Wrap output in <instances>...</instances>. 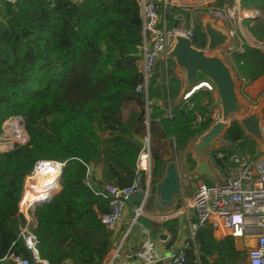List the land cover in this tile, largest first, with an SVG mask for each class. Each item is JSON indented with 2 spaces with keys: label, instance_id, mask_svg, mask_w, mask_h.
Here are the masks:
<instances>
[{
  "label": "trees",
  "instance_id": "16d2710c",
  "mask_svg": "<svg viewBox=\"0 0 264 264\" xmlns=\"http://www.w3.org/2000/svg\"><path fill=\"white\" fill-rule=\"evenodd\" d=\"M240 4L244 10L260 12L259 17L244 21L254 39L264 44V0H241ZM165 13L170 28L178 25L179 16L188 15L170 4ZM142 24L139 0H16L1 4L0 132L7 119L22 116L29 141L0 152V264H9L4 258L11 254L33 263L32 253L19 235L25 222L19 205L26 178L37 161L66 163L61 188L50 201L35 207L32 229L40 241L42 260L47 264H106L115 236L100 219L110 208L108 198L98 194L105 182L128 187L140 173V185L145 189L139 161L144 139L149 137L154 158L151 184L158 183L173 161L157 154L158 141L170 139L179 155L214 123L217 106L208 88L169 107L168 91L173 100L181 86L175 76L169 78V66L168 86L158 65L160 71L152 76L147 92L137 91L143 81ZM193 42L198 48L206 47L200 23ZM244 48L243 53H232L234 70L250 82L244 94L255 99L256 105L258 89L259 94L264 93V49L250 44ZM171 63L170 73L174 74L175 64ZM155 95L162 105L154 102ZM129 104L132 110L126 119L124 109ZM223 140L208 156L212 167L225 175L234 154L262 155L237 119ZM92 167H101L102 180L93 179ZM200 179L211 183L206 177ZM179 227L178 218L165 222L172 241ZM186 242L184 264H237L245 255L233 237L217 239L209 225L199 227L195 239Z\"/></svg>",
  "mask_w": 264,
  "mask_h": 264
},
{
  "label": "built area",
  "instance_id": "2783aa9c",
  "mask_svg": "<svg viewBox=\"0 0 264 264\" xmlns=\"http://www.w3.org/2000/svg\"><path fill=\"white\" fill-rule=\"evenodd\" d=\"M15 1L0 0V6L4 2L13 3ZM139 2L143 19L142 31L144 42L141 46V72L143 81L137 87V91L147 92L158 61L170 46L175 33L178 31L183 32L186 36L193 39L196 22L192 19L189 21L180 20L177 26L170 28L169 20L165 15L167 0H139ZM206 11L210 16L218 17L223 21H231L236 16L235 11L229 7L212 5L207 7ZM251 16H254V14ZM230 34L234 36L235 33L231 30ZM230 49L231 53H243L245 51L244 43ZM168 66L167 60L164 62V65H160L165 74L164 80L166 86H168ZM249 85L250 82L248 80L240 78L239 88L243 94ZM204 88L210 89L212 87L208 86ZM199 89L196 87L188 93L184 97V102H187ZM257 106L254 105V108ZM147 110L150 111L149 108ZM168 116H172L170 109ZM21 117H10L3 124L2 131L0 132L1 153L12 151L17 146L25 145L29 141L26 124ZM212 118L214 122L220 119V109L218 110V106L214 109ZM200 120L201 118H199ZM146 124L149 125V122L147 121ZM262 131L264 133V118ZM144 141L145 147L140 157L139 170L150 174L152 170V157L149 137H146ZM143 162H146L147 165L144 166ZM231 162L232 166L229 168L226 179L211 183L201 182L197 185L191 200V206L194 208L193 220H188L190 237L194 240L198 228L209 225L214 231L222 230L227 236H231L236 240H246L245 247L247 249L248 263L264 264V155L253 157L248 152H239L231 157ZM65 165L66 163L63 161H37L32 172L26 178L22 198L27 191L28 179L37 175H55V182L48 188L53 192H57L61 188L58 178L62 175ZM140 179L141 174L139 173L137 181L133 185L124 188L106 183L101 191L98 192V194L103 195L109 200V210L100 216L101 222L108 230L115 232L118 229L119 224L124 218V208L127 204V199L132 195L145 191L140 185ZM35 207V202L29 203L26 207H23L20 202L19 212L23 215L24 212L33 210ZM136 213L137 216L140 215L138 209ZM163 218L166 220L169 216H164ZM19 235L23 239L27 249L32 253L33 263L29 258L15 254L4 258V261H7L9 264H47L40 256L38 249L40 241L29 222L20 228ZM128 235L129 231L125 233L123 242ZM251 241H254L252 242L253 244L250 243ZM121 246L114 253L113 259L119 255ZM126 255L138 259L139 264H158L166 261L167 264H184L186 262L184 247L177 254L164 256L158 252L156 242L150 237L144 238L137 246L128 248ZM112 262L113 260L111 259L106 264H112Z\"/></svg>",
  "mask_w": 264,
  "mask_h": 264
},
{
  "label": "water",
  "instance_id": "95a60500",
  "mask_svg": "<svg viewBox=\"0 0 264 264\" xmlns=\"http://www.w3.org/2000/svg\"><path fill=\"white\" fill-rule=\"evenodd\" d=\"M259 16L256 14L249 17ZM198 18L206 36V47H196L192 38L178 31L162 57L172 61L175 64L176 76L182 77L181 93L175 99L174 105L183 103L184 97L196 87L207 84L212 87L210 89L215 95L216 105L220 109V119L181 152L182 170H179L175 161L170 162L164 177L156 184H151L150 172L145 191L127 199L128 204L139 205V214L152 216L154 213L166 211L182 196L184 190H190L196 178L207 177L218 182V175L210 163L208 153L211 149L219 147L220 140L234 119L238 120L246 135L258 144L259 153L264 154L262 131L264 98L256 108H251L242 100L236 73L221 53L223 48L232 44V36L227 25L218 17L206 14H200ZM21 119L25 121L23 117ZM60 179L61 176L58 180ZM55 192L42 200H37L35 206L47 203ZM191 211H194L193 207ZM153 224L162 226L158 220ZM167 237L166 234H161L163 240ZM179 251L180 248H176L175 254Z\"/></svg>",
  "mask_w": 264,
  "mask_h": 264
},
{
  "label": "crops",
  "instance_id": "0c3cea01",
  "mask_svg": "<svg viewBox=\"0 0 264 264\" xmlns=\"http://www.w3.org/2000/svg\"><path fill=\"white\" fill-rule=\"evenodd\" d=\"M240 1L241 0H195V1L194 0H167L166 6H168L167 4H170L172 6L181 8L186 13H188V15L186 14V17L182 15L179 16L178 17L179 21L187 20V17H188L189 20L192 19L195 22L197 20L199 23H200V20L198 16L200 14H206L210 16L208 12L206 11L207 7L209 6L214 5L217 7L232 8L236 13L235 18L231 21L221 20V22L227 25L229 32L232 30L234 31L235 34L234 36H232V44L229 45L228 47H225L228 51V54L223 53V49L225 48L221 50V53L226 58L227 62L234 69L235 64L233 62L232 53L230 52L231 47H236L239 44L244 43V44H250L253 46H260L264 49V44L258 43L254 39V37L251 35V33L248 30L247 24L244 21V19L250 18L249 16L253 14L260 15V12L242 9ZM165 61L166 59L162 57L159 60L160 63L158 65L162 66V63ZM141 64L142 63L140 62V67H141ZM235 73H236V77L238 78V84H240V78L238 77L236 71ZM176 77L181 81V87L178 92V95L173 100L169 98V91H168L167 101L170 104L169 107L171 105H174V101L176 98H178V96L181 93V89H182V77H179V76H176ZM239 91H240V96L242 100L245 103H247L251 108H254V106H251L246 100H244V98L242 97L243 93L240 90V88H239ZM263 98L260 99L258 104L261 102ZM158 104L162 105L163 101L159 100ZM131 110H132L131 104L126 106V108L124 109V117L126 119L129 117ZM158 143H159V146L155 147L157 154L161 156L164 160L175 161L179 167V170H182L181 153L179 155H176L173 142L168 138H163L160 141H158ZM151 157H152L151 166H153V162H154L153 154H151ZM143 165L145 166L147 165V163L143 162ZM91 171H92L91 174L94 180L99 181L103 179L101 167H92ZM143 175L145 178L144 188L146 189L148 182H149V173L143 171ZM35 189H36V186L31 187V192L35 191ZM191 200L192 199H190V190H184V192L182 193V196L175 201L172 207L168 208L164 212L154 213L152 216L147 215L145 213L137 216L136 210L139 208V205L138 204L130 205L127 203L124 208V218L119 224L118 229L114 232L115 247L111 251L110 256L108 257V260L106 262L112 259L113 260L112 264H139L138 259L134 257H128L126 255V252L128 248L137 246L146 237H150L156 242L158 252L164 256H170L171 254H175L176 248L182 249L187 243L186 241L188 239H191L190 231L188 227V220L191 219L193 215V212L191 211V207H192ZM157 205L158 204L156 202L155 206ZM34 213H35V209L24 212L23 214L24 219H25L24 225H26L27 222L30 223L31 228L36 225ZM164 216H169V218L165 220L163 218ZM175 218H178L180 227H179L177 238L174 241H172L170 233L168 232L166 228H164V224L165 222L171 221ZM156 220H158V222L162 224L161 227L157 226L156 224H153L154 222H156ZM128 230H130L129 235L123 242L124 235ZM161 234H166L168 236L167 239L163 240L161 238ZM214 236L217 239H222L226 237L227 235L222 230H216L214 231ZM252 242L254 241H251L250 243L253 244ZM120 246H121V249H120L119 255L113 259V256L115 255L114 253L117 251V249ZM236 246L239 250H243V248H246L245 247L246 240H243V239L236 240ZM64 264H72V263L66 262ZM162 264H167V261L162 262Z\"/></svg>",
  "mask_w": 264,
  "mask_h": 264
},
{
  "label": "rangeland",
  "instance_id": "374dc122",
  "mask_svg": "<svg viewBox=\"0 0 264 264\" xmlns=\"http://www.w3.org/2000/svg\"><path fill=\"white\" fill-rule=\"evenodd\" d=\"M187 21H189V18L187 17ZM179 24V23H178ZM196 24H199V22L196 20ZM223 53L224 54H228V51H227V49L225 48V49H223ZM160 63V62H159ZM158 63V64H159ZM168 65H169V78L171 77H176V75H175V70H174V74H171L170 73V70L172 69V63H171V61L169 60L168 61ZM162 65H164V62L162 63ZM158 66V65H157ZM164 67V66H163ZM160 71V69H158L157 67H156V70H155V73H157V72H159ZM154 73V74H155ZM165 77V74L163 73L162 74V78H164ZM177 78V77H176ZM178 79V78H177ZM152 80V79H151ZM150 80V82H153V81H151ZM179 80V79H178ZM181 82V81H180ZM181 87V86H180ZM258 89V88H257ZM180 90V89H179ZM260 90H261V88L260 89H258V95H259V97H260V99L261 98H263L264 97V93H260L259 94V92H260ZM242 97L244 98V100H246L251 106H254L255 104H254V100L255 99H250V98H247L246 96H245V94H242ZM254 98H255V96H254ZM153 100H154V102H156V103H158V101L159 100H161L159 97H157V95H155V97L153 98ZM218 110H219V107H218ZM225 143V141L223 140V139H221L220 140V144H219V146L220 145H223ZM264 155V154H263ZM216 173H217V175H218V181H222V180H224V179H226L227 178V174L225 175L224 173H222V172H219V171H217L216 170ZM207 178V177H206ZM211 182H216L215 180H213V179H211V178H208ZM40 182H41V179H40ZM201 182H205L203 179H200V178H196V179H194V181H193V183H192V185H191V187H190V199H192L193 198V195H194V192H195V190H196V188H197V185L199 184V183H201ZM33 182H31V181H28V186L31 188L32 187V184ZM33 185H37L36 183L34 184L33 183ZM191 219L193 220V215H192V217H191ZM129 232H130V230H128ZM127 231V232H128ZM243 251H245V255H244V257H243V259H241V261L239 260L238 261V263L237 264H249L248 263V257H247V250H246V248H243Z\"/></svg>",
  "mask_w": 264,
  "mask_h": 264
},
{
  "label": "bare ground",
  "instance_id": "6f19581e",
  "mask_svg": "<svg viewBox=\"0 0 264 264\" xmlns=\"http://www.w3.org/2000/svg\"><path fill=\"white\" fill-rule=\"evenodd\" d=\"M208 86L207 84H203L202 86L198 88H202ZM31 182L34 184L36 183L37 185L31 184L32 187L36 186L35 191L31 192V188L28 186L27 182V191L24 194V197L21 200L22 206L26 207L29 203L36 202L37 200H42L49 196L53 191L49 190V186L55 182V175L53 176H43V175H37L33 178H30ZM41 179V182H40ZM26 201V202H25Z\"/></svg>",
  "mask_w": 264,
  "mask_h": 264
}]
</instances>
